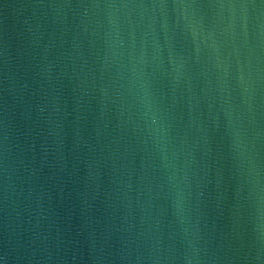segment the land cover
Returning <instances> with one entry per match:
<instances>
[{"label":"water","instance_id":"95a60500","mask_svg":"<svg viewBox=\"0 0 264 264\" xmlns=\"http://www.w3.org/2000/svg\"><path fill=\"white\" fill-rule=\"evenodd\" d=\"M0 264H264V0H0Z\"/></svg>","mask_w":264,"mask_h":264}]
</instances>
